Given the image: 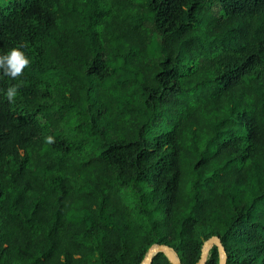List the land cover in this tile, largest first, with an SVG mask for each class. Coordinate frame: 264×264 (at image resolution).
Wrapping results in <instances>:
<instances>
[{"label": "trees", "instance_id": "1", "mask_svg": "<svg viewBox=\"0 0 264 264\" xmlns=\"http://www.w3.org/2000/svg\"><path fill=\"white\" fill-rule=\"evenodd\" d=\"M15 47L0 264H264V0H0Z\"/></svg>", "mask_w": 264, "mask_h": 264}, {"label": "clouds", "instance_id": "2", "mask_svg": "<svg viewBox=\"0 0 264 264\" xmlns=\"http://www.w3.org/2000/svg\"><path fill=\"white\" fill-rule=\"evenodd\" d=\"M30 65V59L22 50V47H15L10 49L5 54H0V73L15 80L20 77L23 70ZM18 95V86H9L4 92V96L9 103L15 101ZM46 142L53 143L52 136L46 137Z\"/></svg>", "mask_w": 264, "mask_h": 264}, {"label": "water", "instance_id": "3", "mask_svg": "<svg viewBox=\"0 0 264 264\" xmlns=\"http://www.w3.org/2000/svg\"><path fill=\"white\" fill-rule=\"evenodd\" d=\"M216 245L218 247L219 253H220V260L219 264H226V251L220 241V239L217 236H212L204 241L201 249V255L197 262V264H205L209 255V251L212 248V246ZM163 253L168 261L171 264H179V259L174 252L172 248H170L168 245H153L146 253L143 261L140 264H150L153 257L158 254Z\"/></svg>", "mask_w": 264, "mask_h": 264}]
</instances>
